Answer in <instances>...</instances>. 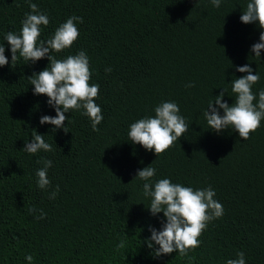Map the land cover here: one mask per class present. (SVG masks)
<instances>
[{
	"label": "trees",
	"instance_id": "trees-1",
	"mask_svg": "<svg viewBox=\"0 0 264 264\" xmlns=\"http://www.w3.org/2000/svg\"><path fill=\"white\" fill-rule=\"evenodd\" d=\"M249 2L221 0L217 8L211 0H0V41L8 31L20 34L29 3L49 17L45 41L70 16L83 17L72 47L51 54L86 52L103 114L99 131L83 110L65 113L68 132L40 124L56 112L45 94H33L28 77L49 60L25 63L18 54L12 65L3 41L9 64L0 66V264H29V254L32 264H226L240 251L246 264H264V119L243 140L231 128L208 129L203 114L223 89V99L234 103L231 81L247 74L236 66L249 64L259 74L252 89L257 100L264 90V50L261 57L250 50L264 29L240 20ZM164 101L179 105L189 129L156 157L132 143L128 131ZM35 130L52 152L23 150ZM41 157L53 162L44 190L37 186ZM148 165L157 170L153 183L169 178L193 189L211 186L223 205V216L208 223L187 257L154 258L147 247L149 226L160 230L166 219L150 213L145 182L134 178ZM41 209L46 216L37 219ZM121 240L125 247L118 250Z\"/></svg>",
	"mask_w": 264,
	"mask_h": 264
},
{
	"label": "clouds",
	"instance_id": "clouds-1",
	"mask_svg": "<svg viewBox=\"0 0 264 264\" xmlns=\"http://www.w3.org/2000/svg\"><path fill=\"white\" fill-rule=\"evenodd\" d=\"M213 6L219 8L221 0H211ZM30 12L25 13L22 20L20 34L8 31L3 40L0 41V66L9 64L5 56L6 40L10 45L11 64L19 57L25 63H36L40 59L47 57L49 65L39 73L29 76L31 85H34L33 94H45L48 97L47 103L55 109L56 115H43L40 117V124H50L53 131L63 129L68 132L65 121L69 117L65 113L83 110L92 124L94 131H99L98 125L103 121L101 107L95 102L99 98V84H90L92 76L90 70L89 57L84 50H80L75 55H69L64 59H57L51 53H60L72 47L78 39L80 33L78 23H83V17L70 16L61 23L55 30L54 35L46 41L41 39L42 26L49 25L50 20L47 14L42 13L35 3H29ZM241 22L252 24L258 22V26L264 29V0H250L246 10L240 16ZM251 52L256 57H261V50H264V31H261L259 42L251 46ZM236 70L247 73L240 78L231 81L232 92L235 94V101L229 105L223 99L226 89L215 96L214 101H209L204 117L208 124V129L220 133L231 128L238 132L243 140L250 139V134L257 131L264 119V90L257 95L253 92V85L260 81L257 72L253 74V68L249 64L236 66ZM106 72H111L107 68ZM186 87H194L188 84ZM254 101H256L254 103ZM223 109V115L220 110ZM155 116L144 117L133 122L128 131L129 140L134 144H139L147 151H154L156 157L165 153L173 147L175 142L188 132L189 125L185 118L180 115L179 105L173 101H164L154 109ZM31 141H25L23 148L29 154H37L40 151L52 152L53 146L47 143L43 134L36 130L31 134ZM43 163V167L38 169L37 186L44 190L51 185L48 178V169L52 166V160L41 157L37 163ZM156 168L146 166L137 170L134 178H138L143 184V195L151 198L150 213L156 216L163 212L166 219L161 220V229L149 226L150 237L145 238L147 247L152 249L154 258L162 255L177 252L181 257H187L189 252L200 246L199 237L206 230L208 223L220 218L224 214L222 203L214 197L215 190L209 186L204 189H193L180 183H172L169 178H163L153 183L156 176ZM59 185L50 194V199H55L59 193ZM30 213L35 212V208H29ZM46 213L40 210L37 219H44ZM158 245L159 247H155ZM123 240L117 245V249H123ZM237 259H228L226 264H246L245 253L237 252ZM25 259L32 264L33 256L27 255Z\"/></svg>",
	"mask_w": 264,
	"mask_h": 264
}]
</instances>
